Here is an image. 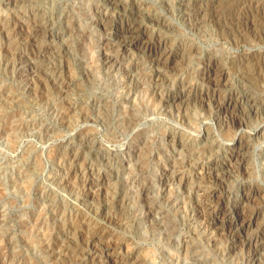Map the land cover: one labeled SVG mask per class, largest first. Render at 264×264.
<instances>
[{"label": "rangeland", "instance_id": "1", "mask_svg": "<svg viewBox=\"0 0 264 264\" xmlns=\"http://www.w3.org/2000/svg\"><path fill=\"white\" fill-rule=\"evenodd\" d=\"M135 1L144 6L138 19L148 35L167 37L173 50V70L159 84L146 53L116 48L111 51L119 58L116 66L104 62L110 35L97 16L105 0H29L19 6L0 0V26H6L2 32L0 27V264H102L136 252L150 264H169L170 254L185 241L204 251L206 264H241L236 255L222 259V247L209 242L189 206L193 187L217 185L198 180L196 168L209 155H225L235 142L199 98L201 90L211 88L203 75L208 70L228 72L241 92L242 119L232 131L237 137L252 135L246 137L252 144L250 175H241L235 162L227 168L234 174L218 186L234 197L244 181L264 187V0ZM40 45L47 46L45 53L36 52ZM21 55L38 66L31 87L14 66ZM129 71L138 79L129 84L133 95L124 89ZM62 84L69 85L65 93ZM160 93L169 104L172 96L181 97L166 107ZM132 115L128 127L125 116ZM84 136L91 139L88 147L80 144ZM95 145L101 151H94ZM163 166L173 190L170 203L161 192ZM98 175L105 183L100 185ZM89 181L100 192L94 207L76 208L75 196ZM141 193L150 198V219ZM224 198L228 203L229 195ZM263 201L264 191L253 205ZM102 206L106 210L100 213ZM223 214L217 212L214 224L227 228ZM263 218L264 210L256 222ZM90 232L101 235L100 255L86 248Z\"/></svg>", "mask_w": 264, "mask_h": 264}, {"label": "bare ground", "instance_id": "2", "mask_svg": "<svg viewBox=\"0 0 264 264\" xmlns=\"http://www.w3.org/2000/svg\"><path fill=\"white\" fill-rule=\"evenodd\" d=\"M26 1H29V0H6L8 5H13V6H19L23 3H25ZM105 2H106V7L104 8L103 12H101L97 16L98 22H99L98 25H100L102 27V29L106 33H108V35H110L109 39L103 45V53L102 54H103L104 62L106 64H110L109 67H113L114 63L116 64L118 62L119 58H116V57L111 55V51L115 50L116 48H120L123 52L131 51V50L132 51L138 50L142 53H146L147 54L146 56H149L151 58V61L156 65V78H157L156 83L159 84V82H160L159 78L162 77L163 75H166L167 73H170L171 70H173V67H172L173 63L170 64V62L172 61V58L174 55H173L172 48H169V46H168V38L167 37L166 38H159L158 36H154V38H153V36L148 35V29L138 19V17L141 15L140 13L142 11H144V6H142V3L139 4L135 0H133L131 3H128L127 0H105ZM118 8L119 9L121 8V10H118ZM146 13L148 16L151 15L150 11H148ZM146 13H145V15H146ZM153 18H155V17H153ZM156 18H157V20L161 19L158 21H162V18H159V17H156ZM9 23L11 24V22H9ZM162 24H164V23H162ZM36 26H37V24H36ZM0 27H1V32L6 30L5 25H1ZM34 31L35 32H34L33 36L35 37V35L38 34V32H39L38 27ZM41 31H42V29H41ZM22 34H23V32H22ZM46 37L51 39V37L53 38L54 36L52 33V34H48V36H46ZM0 40H2V39H0ZM33 45H32V47H33ZM1 46H2V44H1ZM5 47H7V46H5ZM47 49L48 48L45 45H40V46H38V48L37 47L35 48V50H37L36 52H39V53H45L47 51ZM14 66L18 69L19 73L22 74L23 77H25L27 85L31 87L33 85V82H32L33 73L36 71L35 69L38 68L36 62L30 60L28 58V55L27 56L21 55L19 58H17L14 61ZM114 66H116V65H114ZM174 68H175V66H174ZM130 73L131 74H128V73L125 74V78H124V83H126V85L124 86V89H125V92L127 95H133L132 86L134 84H136L138 81L136 75L133 74L132 72H130ZM203 75H204L205 81L208 82V84L210 85L209 87H211V88L210 89L208 88L207 90L206 89L201 90V92L199 91L200 92L199 98L201 99L202 102H204L203 104H206V106L208 105L209 108H212L214 116H216L220 120L219 122L221 123V126L226 128V132L233 134V139L235 142L232 146L227 147L226 151H228V152H226L225 155L224 154H218V155L216 154L213 156L209 155V159H207V162L202 164L201 166H199L198 169L196 168V178L198 180L199 179L200 180L206 179V180H209V182H210L211 179H213V181L216 182L215 184H217V185H209L208 187L207 186L205 187L206 184L203 185L201 182V184H198L195 187H193L192 188V192H193L192 198L193 199L191 198L192 201H191V204L189 206V209L191 212H193L192 213L193 216H195L199 220L201 225L205 227V229L204 228L203 229L209 235V238H208L209 242H211L214 245H220L222 247L221 248V251H222L221 254L223 256L222 259H224L226 256H228L230 258V257H232V255H236V257L239 258V261L241 264H264V260L262 259V258H264V255H262L263 257L261 256V254L264 253V218H263L262 222H258V223L256 222L258 217L260 216L261 212L264 210V203L263 204L259 203L258 205L255 204V206L253 205V203H254L253 201L256 199V197H259V195L262 194V192L264 191V187H262L260 185L254 186L252 183L249 184V183H245V181H244L241 184V191L237 192L238 193L237 196L234 197V195L233 196L231 195L232 193L230 190L228 193L226 190H221V188H223V187L218 186L219 183H224L226 180L230 179V177L234 174V171H233V174L231 172L233 169L230 171H227V168L229 166L232 167L231 165L235 164V162L237 164L236 167H237V169H239V172L241 175H244V177L250 175V168L248 167V164L251 161V156H250V153L248 152V150H249V148H251L252 144L250 142L251 140H249L250 138L246 139V137H251L252 135L246 136V137H244V135H240L239 137H237V133L232 131V128H236L240 123V119H242V118H240V112H239V109L241 107V101H240V98H241L240 93L241 92H237L238 89L236 90V88L232 87L230 80H229V77H228V72L224 68H222L218 71L217 70H213V71L208 70ZM132 82L134 84L129 85ZM68 88H69V85L62 84V88L60 90H62V92L65 93L69 90ZM177 90H179V89H177ZM224 91H227L226 96L222 95V93ZM243 94H244V92H243ZM160 95L162 98H164L166 107L167 106H170V107L175 106L176 101L179 100L181 97L179 95L172 96L171 97L172 102L169 104L168 103L170 101L169 98L167 99V97H165V94L160 93ZM245 99H246V97H245ZM245 102H246V100H245ZM163 104H164V102H163ZM130 111H132V109ZM127 112H128V110H127ZM125 118H126L125 122H126L128 127H130L135 121L134 115L125 116ZM102 120L107 121V118L103 117ZM205 133H206V138H209L212 134L211 131L208 130V128H206ZM82 138H85V141L83 140L82 143H80V144H82V146L83 145L86 146V144L89 142L88 140L91 141V139L88 138L87 136H84ZM211 143L214 145L216 144L215 141H212ZM86 147H88V146H86ZM96 150H100V149L95 145L94 151H96ZM102 156L105 157L106 159L110 158L105 153H102ZM84 161H85V159H84ZM236 167H235V169H236ZM163 169L164 170L162 171V173H159L162 176V178L160 180V184L162 185L161 186L162 187L161 192H162L163 196L166 198V201H168L170 203L172 200H174L173 190L171 187L170 178H168L169 176L167 175L168 174V168L166 166H163ZM174 169H175V167H174ZM237 169H236V171H237ZM179 171H182V169ZM179 171H177V172H179ZM105 179L106 178H101L98 175L97 181H99V183L101 185V183H105ZM64 180H66V179H64ZM180 181H181V184L184 185L186 180L184 178H182ZM93 182L89 181L87 184H85L86 188H85L84 193L77 194L75 196L74 206L76 208L81 207V205H83V204H87V205H89V204L93 205L94 204L96 196L98 194H100V192L97 190H93ZM83 188H84V186H83ZM75 189L76 188H74L73 190H75ZM77 191H78V188H77ZM102 192H103V190H102ZM174 192H175V190H174ZM141 194H142V200L144 201V203H146V213H147L146 217L148 219H150L151 217H153L152 216L153 209H152V206L149 205L150 198H149L147 193H141ZM102 195H103V193H102ZM227 195H229V198L227 200L228 203H225L224 197ZM121 202H122V200H121ZM123 202H124V200H123ZM98 204H99V202H98ZM107 206H108V204H107ZM93 207H94V205H93ZM96 208H97V206H96ZM103 210L104 211L106 210L105 206H102L98 209V211L100 213ZM219 210H222L224 213L223 216L226 217V218L225 217L224 218L226 219L225 222L228 224L227 228L216 226V224H214L215 218L217 216V212ZM104 217H105V214H104ZM102 223H103V221H102ZM149 223H151V222H149ZM103 225H105V224H103ZM84 226H85V224H84ZM98 228L101 229L100 227H98ZM243 231H247V234L244 237L242 236ZM100 236H101L100 233L93 232V233H91V235L86 240H84L86 248L87 249L89 248V254H93V256L98 255L99 252L102 250V248L100 247L101 245L99 244V240L101 239ZM222 243H225V244H222ZM194 245L188 241H185L181 250L180 251L176 250L177 251L176 254L175 253L170 254V251L166 250V253L170 254V258H171L170 262H172L173 264H188V262H194L195 264H197V263L206 264L207 262L204 261L202 258L203 255L205 254L204 251H201L202 249H200V248L195 249L196 245L195 246ZM223 246H225V247H223ZM131 248H133V247H131ZM105 252L110 253L111 251L107 249V250H105ZM89 256H91V255H89ZM121 262H123L124 264H150V263L146 262V259L144 258V256L142 254H140V252H136L135 256H128V257H126L122 260H118V261L116 260V257L115 258L109 257L102 264H117V263L120 264ZM170 262H169V264H170Z\"/></svg>", "mask_w": 264, "mask_h": 264}]
</instances>
